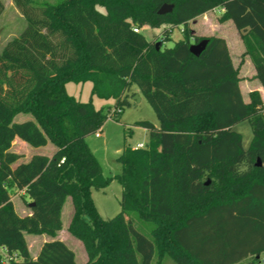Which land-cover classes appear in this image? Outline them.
Returning a JSON list of instances; mask_svg holds the SVG:
<instances>
[{"label":"trees","instance_id":"16d2710c","mask_svg":"<svg viewBox=\"0 0 264 264\" xmlns=\"http://www.w3.org/2000/svg\"><path fill=\"white\" fill-rule=\"evenodd\" d=\"M13 3L26 27L0 52V264H78L74 251L55 239L68 198V232L83 244L86 264H162L165 257L175 264H261L264 102L258 91L244 101L225 39L192 36L189 24L220 8V22L231 21L241 33L264 92V0ZM165 5L172 11L159 14ZM3 11L0 0V16ZM145 26H166L163 42L182 27V38L157 50L158 40L134 32ZM202 40L208 45L195 57L190 47ZM69 82H91L92 95L114 99L116 107L104 112L79 102L68 95ZM135 90L160 126L138 123L149 144L124 147L121 212L104 220L91 191L112 178L103 175L86 139L102 130L110 112L130 106ZM18 115L25 120L17 122ZM243 123L253 133L247 148L236 129ZM16 138L55 151L18 164L22 156L11 151ZM13 190L23 192L29 208L34 204L29 215L16 212ZM136 220L153 225L150 236ZM25 234L53 239L32 259Z\"/></svg>","mask_w":264,"mask_h":264},{"label":"rangeland","instance_id":"374dc122","mask_svg":"<svg viewBox=\"0 0 264 264\" xmlns=\"http://www.w3.org/2000/svg\"><path fill=\"white\" fill-rule=\"evenodd\" d=\"M65 0H33L34 4L37 6L42 5H57ZM4 5V11L0 16V52L4 46L13 38L17 37L26 27V22L18 9L15 7L13 0H2ZM104 11L103 9H100ZM222 16V11L217 8L215 11L211 12L205 18H200L195 24H189V28L192 36L207 38L210 36H221L226 38L228 47L230 49V55L232 63L234 66H239V76L247 80L250 85L249 89H253L258 81L253 82V72L254 68L248 59L241 57V52L243 50L242 41L240 40L239 31L235 28L231 21L225 23L220 22V17ZM209 21L212 23L209 24ZM223 24V25H222ZM167 29L166 26L162 27H143L141 33L145 38L152 42L158 40V42L163 43V48H173L175 43L182 38L183 28H176L171 33L169 39L164 42L161 40L163 38V33ZM250 67H249V64ZM247 83L241 84V92L244 101H249L250 97L246 89ZM66 91L68 95L72 96L81 103L92 102L97 110H103L106 112L109 108L112 110L116 107L114 99H100L92 95V83H75L69 82L66 84ZM137 95L140 97V101L130 98V106L122 107V114L119 117H113L108 119L103 125L102 130L98 131L100 138H97L95 134L87 137L86 142L92 153L96 157L102 173L107 178H112L110 184L104 189L93 188L91 191V199L98 214L104 219H112L121 212V199L123 194V187L117 178L118 175L122 173V165L119 161L124 147H136L138 144L142 143L145 146L149 144V133L144 127L138 125L139 122H150L156 127L160 126V121L153 110L152 106L148 101L135 90ZM262 95V94H261ZM263 102L264 99L261 96ZM264 111V105L261 107ZM17 122L25 120V117L18 115L15 119ZM236 129L242 133L244 138V144L247 148L252 140L253 133L252 128L249 123H243L236 127ZM53 145L49 144L42 150L37 148H32L29 145L21 147V151L29 156L36 151H40L47 154L49 151H54ZM35 154V153H34ZM25 157V156H24ZM23 157V158H24ZM12 202L16 212L20 216H25L30 212L28 205V199L17 191L13 190L11 192ZM73 213V205L66 204L64 208L62 222L64 225V233L61 235L63 240H66L68 245L72 246L76 253V261L79 263L85 262L88 256L85 251L83 244L71 236L67 231V224L69 221V216ZM136 227L147 236H150V231L153 228L151 223L135 221ZM46 235H33L25 234V239L28 245L30 255L35 256L40 248L41 243L44 241ZM157 257H154V263ZM162 264H175L169 257H165Z\"/></svg>","mask_w":264,"mask_h":264},{"label":"crops","instance_id":"0c3cea01","mask_svg":"<svg viewBox=\"0 0 264 264\" xmlns=\"http://www.w3.org/2000/svg\"><path fill=\"white\" fill-rule=\"evenodd\" d=\"M215 11V10H214ZM211 12H213V11H211ZM211 12H208V13H206L205 15H203V16H200V17H198V18H196V19H194V20H192L191 22H190V24H195L196 22H197V20L198 19H200L201 17L202 18H205L206 16H208ZM227 22V21H226ZM212 22L211 21H209V24H211ZM225 23V22H224ZM223 25V24H222ZM141 31H142V29H141ZM239 35H240V40L242 41V47H243V50H242V52H241V57L243 56L244 58H246V59H248V61L249 62H251L252 63V61H251V59H250V56L249 55H246V46H245V44H244V42H243V40H242V37H241V33L239 32ZM214 36H217V35H214ZM218 37H221V36H218ZM221 38H224V37H221ZM225 39V41H226V44H227V40H226V38H224ZM227 47H228V44H227ZM228 51H229V54H230V49H229V47H228ZM230 57H231V55H230ZM232 60V59H231ZM249 64V63H248ZM234 65V64H233ZM252 65H253V63H252ZM234 67H236V66H234ZM249 67H250V64H249ZM237 69H239V71H240V67L239 66H237L236 67ZM253 68H254V66H253ZM253 74V82H255V81H257L255 78H254V74H255V71L252 73ZM242 80H241V82H240V90H241V84L242 83H247L248 81L247 80H244L243 79V77H240ZM249 83H247V85H246V89L247 90H249L248 91V95L252 92V91H258V92H260L262 95V97H263V99H264V92H263V89L261 88V86L259 85V84H257V86H255L253 89H249L250 88V85H248ZM241 94H242V92H241ZM243 96V95H242ZM250 100V99H249ZM246 102V101H245ZM247 102H249V101H247ZM25 142H23L22 140H20V139H18V138H16L15 140H14V142L12 143V147H11V151L12 152H14V153H16V154H19V155H21L22 156V158L19 160V162H18V164L20 163V162H27V161H29V159L33 156V155H36V154H39V155H46V156H51L52 154H53V152L55 151H49L47 154H44V153H42V152H40V151H36V152H34L33 154H30L29 156H26L22 151H21V147L22 146H25ZM49 145V144H48ZM47 145V146H48ZM47 146H45V147H47ZM45 147H41V148H37V149H40V150H42L43 148H45ZM25 156V157H24ZM24 157V158H23ZM22 194H23V192H21ZM72 204V201H71V199L70 198H68L67 200H66V203L64 204V207H63V210H62V218H63V213H64V208H65V205L66 204ZM30 214V212L29 213H27L26 215H29ZM25 215V216H26ZM72 216H73V213L71 212V214H70V216H69V221H68V224H67V231H68V226H69V223H70V221H71V219H72ZM62 224H63V222H62ZM63 229H64V225L62 226V230L60 231V232H58L57 233V235H56V237H55V239H59V240H61V241H63V242H65L66 244H67V246L68 247H70L73 251H74V249H73V247L72 246H70V245H68V243H67V241L66 240H63L62 238H61V235L64 233V231H63ZM53 238L52 237H49V236H45V239H44V241L41 243V245H40V248H41V246L43 245V243H45V242H48V241H50V240H52ZM40 248H39V250L37 251V253H36V255L35 256H32L31 255V258L32 259H36L37 258V256H38V253H39V251H40ZM74 253H75V251H74ZM75 255H76V253H75ZM260 258V262H261V264H264V252L261 254V256L259 257ZM87 261H88V258H87V260H85V262H82V263H79V262H77L78 264H86L87 263Z\"/></svg>","mask_w":264,"mask_h":264},{"label":"water","instance_id":"95a60500","mask_svg":"<svg viewBox=\"0 0 264 264\" xmlns=\"http://www.w3.org/2000/svg\"><path fill=\"white\" fill-rule=\"evenodd\" d=\"M171 11H172V6L165 5L161 8V10L159 11V14L163 15L166 13H170ZM161 45H162L161 42H158L156 44L157 50L160 49ZM207 45H208V40H202L200 43L192 45L190 47V52L193 56L199 57L202 54V52L206 49ZM134 99L140 101L139 95H137ZM260 165H261V163L258 160L256 166L259 167ZM33 206H34V204H30V208Z\"/></svg>","mask_w":264,"mask_h":264},{"label":"built area","instance_id":"2783aa9c","mask_svg":"<svg viewBox=\"0 0 264 264\" xmlns=\"http://www.w3.org/2000/svg\"><path fill=\"white\" fill-rule=\"evenodd\" d=\"M134 32H136V33H140L141 30L138 29V28H135V29H134ZM121 113H122L121 110H117L115 113H114V111H112V112H110V114H109V118H108V119H111V118H113V117H115V116H118V115H120ZM95 135H96L97 138H100V134H99V132H97ZM135 148H136V149H142V148H145V145L142 144V143H140V144H138Z\"/></svg>","mask_w":264,"mask_h":264}]
</instances>
